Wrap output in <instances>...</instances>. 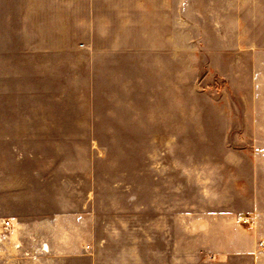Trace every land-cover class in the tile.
<instances>
[{
	"label": "rangeland",
	"instance_id": "rangeland-1",
	"mask_svg": "<svg viewBox=\"0 0 264 264\" xmlns=\"http://www.w3.org/2000/svg\"><path fill=\"white\" fill-rule=\"evenodd\" d=\"M10 147L37 233L0 264H227L264 196V0H0Z\"/></svg>",
	"mask_w": 264,
	"mask_h": 264
},
{
	"label": "crops",
	"instance_id": "crops-1",
	"mask_svg": "<svg viewBox=\"0 0 264 264\" xmlns=\"http://www.w3.org/2000/svg\"><path fill=\"white\" fill-rule=\"evenodd\" d=\"M16 150L14 147L0 150V257L19 261L23 251L31 255L30 248L25 250L26 242L36 240L37 174L34 164L21 162ZM260 198L256 196V207L250 217L252 224L233 222L232 227H227L214 258L227 260V264H264V250L260 246L264 242V205L260 204L264 196ZM7 220L11 221V227H5Z\"/></svg>",
	"mask_w": 264,
	"mask_h": 264
},
{
	"label": "built area",
	"instance_id": "built-area-1",
	"mask_svg": "<svg viewBox=\"0 0 264 264\" xmlns=\"http://www.w3.org/2000/svg\"><path fill=\"white\" fill-rule=\"evenodd\" d=\"M4 225L5 227H11V221L10 220L5 221ZM260 246L264 250V242H260Z\"/></svg>",
	"mask_w": 264,
	"mask_h": 264
}]
</instances>
